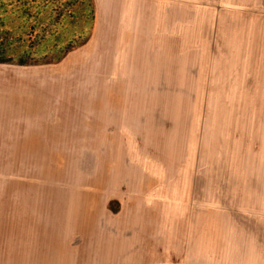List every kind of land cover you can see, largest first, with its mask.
I'll list each match as a JSON object with an SVG mask.
<instances>
[{
	"label": "rangeland",
	"instance_id": "rangeland-1",
	"mask_svg": "<svg viewBox=\"0 0 264 264\" xmlns=\"http://www.w3.org/2000/svg\"><path fill=\"white\" fill-rule=\"evenodd\" d=\"M2 1L0 264H264V0Z\"/></svg>",
	"mask_w": 264,
	"mask_h": 264
},
{
	"label": "crops",
	"instance_id": "crops-1",
	"mask_svg": "<svg viewBox=\"0 0 264 264\" xmlns=\"http://www.w3.org/2000/svg\"><path fill=\"white\" fill-rule=\"evenodd\" d=\"M11 116L17 117V125L11 126ZM20 118H25V103L20 101L10 104L9 90L3 95L0 94V162L20 161L25 158L26 153V136L24 121L20 123ZM16 119V118H14ZM15 129L18 131L16 132ZM14 130V131H13ZM8 219V218H7ZM6 224H9L6 222ZM3 229V228H2ZM8 230V229H6ZM4 231V229H3ZM8 233L3 232L6 239ZM6 249V248H5ZM9 257V255H6Z\"/></svg>",
	"mask_w": 264,
	"mask_h": 264
},
{
	"label": "trees",
	"instance_id": "trees-1",
	"mask_svg": "<svg viewBox=\"0 0 264 264\" xmlns=\"http://www.w3.org/2000/svg\"><path fill=\"white\" fill-rule=\"evenodd\" d=\"M34 1L35 0H21L20 2H18V5H19L18 8L21 11L20 16H22L23 13H25L27 15L31 14L32 5H29V3H32ZM25 3H27L28 5H25ZM3 6H5V4L3 3L2 0H0V8ZM32 17H34L36 19V16L31 15V16H29V20H31ZM2 20L3 19L0 18V25H2V23H1ZM13 61H17L20 64H24L26 62L24 59H20V58L14 59L11 56L10 57L6 56L4 53V48L1 47L0 48V63H10Z\"/></svg>",
	"mask_w": 264,
	"mask_h": 264
}]
</instances>
